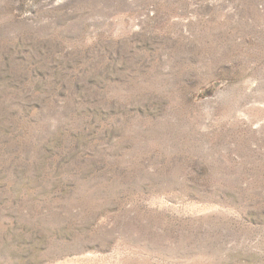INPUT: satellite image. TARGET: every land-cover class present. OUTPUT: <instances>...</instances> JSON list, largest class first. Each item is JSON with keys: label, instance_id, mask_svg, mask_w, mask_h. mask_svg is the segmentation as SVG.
I'll use <instances>...</instances> for the list:
<instances>
[{"label": "rangeland", "instance_id": "rangeland-1", "mask_svg": "<svg viewBox=\"0 0 264 264\" xmlns=\"http://www.w3.org/2000/svg\"><path fill=\"white\" fill-rule=\"evenodd\" d=\"M0 264H264V0H0Z\"/></svg>", "mask_w": 264, "mask_h": 264}, {"label": "trees", "instance_id": "trees-1", "mask_svg": "<svg viewBox=\"0 0 264 264\" xmlns=\"http://www.w3.org/2000/svg\"><path fill=\"white\" fill-rule=\"evenodd\" d=\"M212 91L211 90H208L207 93H211Z\"/></svg>", "mask_w": 264, "mask_h": 264}]
</instances>
